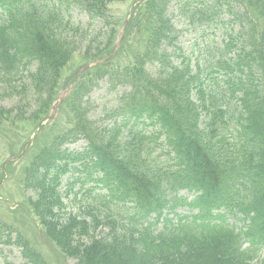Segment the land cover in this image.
<instances>
[{"label":"trees","instance_id":"trees-1","mask_svg":"<svg viewBox=\"0 0 264 264\" xmlns=\"http://www.w3.org/2000/svg\"><path fill=\"white\" fill-rule=\"evenodd\" d=\"M114 1L126 0H69L68 9L72 7L70 3H78L91 17L92 22L77 30L61 17L43 22L35 8L27 11L29 16L26 12L24 17L15 16L10 38L15 54L20 52L21 62L28 60L27 67L43 60L40 71L54 67L59 60L69 62L80 43L78 49L84 48L86 56L92 51L101 56L104 33L93 28L94 20L102 19L113 27L105 45L108 51L117 30V22L113 26L108 10ZM174 1L147 0L130 21L127 33L135 32V36L121 48L122 56L130 58L121 75L128 91L123 95V106L100 119L102 129L111 137L101 166L97 167L104 173L101 183L110 196L137 205L144 216L162 208L164 185L174 187L173 191H198L201 195L197 205L207 217L222 206L230 208L232 214L239 212L250 217L251 226L246 233L250 247L241 250L239 235L227 226L204 224L198 232L184 231L187 240L184 245L177 244L175 253L163 250V245L151 256L147 248L139 250L133 238L125 235L95 239L100 224L96 217L87 225L72 214L56 218V202L40 205L42 217L49 218V237L81 264H253L257 259L258 264H264V0L180 2V15L184 14L189 23L187 31L195 35L188 41L189 51L181 44L186 32L177 30L173 20L177 17L169 9ZM237 1L242 3L235 5ZM38 36L46 41L50 54ZM26 40L39 41L42 50L36 51L38 58L23 48ZM5 51L8 46L1 44L0 52ZM174 55L177 56L173 63ZM146 57L159 66L158 78L157 74H145ZM20 61L7 52L0 58V66L6 72L5 95L23 98L22 95L33 94L42 101L40 95L48 94L52 87L48 84L46 90L42 88L49 83L45 77L30 75L29 81L24 79L34 88L25 87L23 77L10 78L11 73L17 76ZM104 77L114 91L121 85V78L109 70L104 71ZM54 89L55 86L52 95ZM124 109L129 112L127 118L154 119V125L161 129L158 139L165 137V143H157V147L165 150L168 158L162 152L147 149L141 138L133 136L130 142L123 143L121 130L108 120L116 123ZM71 112L78 113L75 108ZM93 137L99 139L96 133ZM126 152L132 160L134 155L139 159L130 162Z\"/></svg>","mask_w":264,"mask_h":264},{"label":"rangeland","instance_id":"rangeland-1","mask_svg":"<svg viewBox=\"0 0 264 264\" xmlns=\"http://www.w3.org/2000/svg\"><path fill=\"white\" fill-rule=\"evenodd\" d=\"M113 6L112 8L115 13L122 17L125 16L124 18H122L124 20L130 13L132 4L130 3L128 5ZM18 149L19 148H17V150ZM5 157L6 156L0 155V180L2 179L3 164L4 161H6ZM23 159L24 157L12 164L9 170L6 169L4 173L5 177L2 183H0V218L9 221L10 223L14 224L16 228L24 232L27 238L30 239V241L33 243V245L43 250V252L50 259L51 264H75V262L72 260H68L63 263L60 255H57L52 249L46 246L47 241L44 239V237H38L37 232H39V229L27 221L21 207H18L16 210L12 209V207H17L18 205H20V202L23 199L22 188L20 187L18 181L19 176L22 172V168L25 166V163L27 161V159L24 161Z\"/></svg>","mask_w":264,"mask_h":264}]
</instances>
